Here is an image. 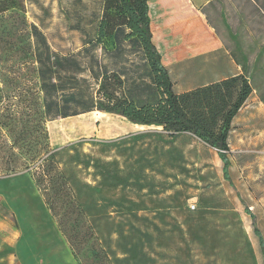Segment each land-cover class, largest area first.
<instances>
[{
    "label": "rangeland",
    "instance_id": "374dc122",
    "mask_svg": "<svg viewBox=\"0 0 264 264\" xmlns=\"http://www.w3.org/2000/svg\"><path fill=\"white\" fill-rule=\"evenodd\" d=\"M229 1L264 23V0ZM103 9L104 0H0V245L8 217L21 264H264L249 214L264 236V105L233 121L230 180L218 152L189 134L98 111L44 119L31 25L54 53L77 55L96 40ZM211 17L227 43L250 50L233 16ZM157 25L177 93L229 73L222 58L179 57L180 33Z\"/></svg>",
    "mask_w": 264,
    "mask_h": 264
},
{
    "label": "trees",
    "instance_id": "16d2710c",
    "mask_svg": "<svg viewBox=\"0 0 264 264\" xmlns=\"http://www.w3.org/2000/svg\"><path fill=\"white\" fill-rule=\"evenodd\" d=\"M151 22L149 0H104L96 40L70 56L54 53L32 24L43 117L56 120L98 111L140 127H161L158 133L169 137L192 135L218 152L230 180L229 134L253 89L239 75L177 93ZM109 38L111 49L104 46ZM97 47L103 49L101 57L93 54ZM249 214L264 257V236Z\"/></svg>",
    "mask_w": 264,
    "mask_h": 264
},
{
    "label": "crops",
    "instance_id": "0c3cea01",
    "mask_svg": "<svg viewBox=\"0 0 264 264\" xmlns=\"http://www.w3.org/2000/svg\"><path fill=\"white\" fill-rule=\"evenodd\" d=\"M228 2L230 1L149 0L153 35H155L154 30L156 31L158 23L165 29L180 33L183 46L178 54L179 57L188 54H191L193 58L206 55L209 61L222 58L226 65L225 68H229V73L218 74L217 79L203 86L242 75L246 77L253 89L243 108L249 105H264V95L260 97V93L264 94V23L255 14H246L247 17H243L242 12L228 5ZM211 16L218 17L221 22L233 16L234 23H237V26H240L244 33L246 32V37L251 39L253 44L250 50L239 48L232 41L227 43L217 27L211 24ZM247 20L257 21V28L260 31L261 27L262 32H258V35L252 33ZM234 52H237L239 57H235ZM2 226L4 229H2L0 245V263L21 264L16 252L19 234L15 225L8 217H5Z\"/></svg>",
    "mask_w": 264,
    "mask_h": 264
},
{
    "label": "built area",
    "instance_id": "2783aa9c",
    "mask_svg": "<svg viewBox=\"0 0 264 264\" xmlns=\"http://www.w3.org/2000/svg\"><path fill=\"white\" fill-rule=\"evenodd\" d=\"M191 208H192V209H195V208H196V206H195V205H193Z\"/></svg>",
    "mask_w": 264,
    "mask_h": 264
}]
</instances>
